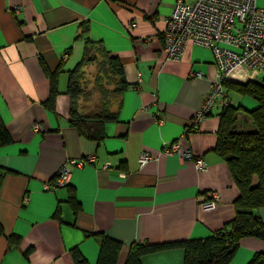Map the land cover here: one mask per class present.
I'll return each mask as SVG.
<instances>
[{"label": "crops", "instance_id": "1", "mask_svg": "<svg viewBox=\"0 0 264 264\" xmlns=\"http://www.w3.org/2000/svg\"><path fill=\"white\" fill-rule=\"evenodd\" d=\"M175 1L0 0V118L10 136V142L0 145L5 170L0 264H74L72 247L87 264H96L98 236L87 231H104L121 241L114 264H124L131 242L205 237L233 217L237 189L214 150L221 108L213 107L197 127H190L216 74L213 53L189 42L182 57L173 61L162 49L165 20ZM84 20L87 35L100 39L119 58L129 84L122 92L118 119L104 125L99 142L69 123L67 71L82 56L84 39L75 36L82 33ZM44 66L48 71L59 68L54 110L43 103L50 90ZM91 101L84 99L80 106H91ZM245 103L252 105L239 103L246 111L257 106L249 99ZM248 117H241L242 128L253 127ZM34 123L40 128L33 129ZM173 141L201 157L206 170L177 152L164 153V145ZM142 150L154 157L139 166ZM91 153L92 161L70 171L68 183L81 207L74 215L67 188L47 190L43 184L70 157ZM213 192L218 194L216 206L204 209L201 204ZM57 206L60 221L53 218ZM256 214L264 221V206ZM8 233L21 237L18 245L8 244ZM255 251L264 252V240L245 236L229 264H246ZM140 260L183 264V249H158Z\"/></svg>", "mask_w": 264, "mask_h": 264}, {"label": "trees", "instance_id": "2", "mask_svg": "<svg viewBox=\"0 0 264 264\" xmlns=\"http://www.w3.org/2000/svg\"><path fill=\"white\" fill-rule=\"evenodd\" d=\"M81 25L82 33L75 37L84 39L83 53L77 64L67 71V92L71 96L69 123L88 140L99 142L105 136L104 125L118 119L122 92L129 84L123 76L119 58L111 54L100 39L87 35L89 27L86 20ZM94 63L102 67L96 71L97 78L93 88L88 90L84 84V66ZM44 70L50 80V90L43 103L48 109L54 110L59 68L48 71L44 66ZM223 85L227 92L232 88L235 92L250 95L257 101V106L248 111L253 129H236V114L241 108L239 104L233 105L230 102L221 107L218 113L219 124L214 150L224 159L237 189L233 200V217L205 237L155 243L131 242L124 264H141L142 254L175 245L183 249V264H229L243 237L255 236L264 240V221L256 214V210L264 206V75L258 80L246 82L224 80ZM92 92L95 93L94 97H91ZM83 99H92V105L80 106ZM8 142L10 136L0 118V145ZM4 173V168L0 166V186ZM63 186L68 191L66 201L75 215L81 207L74 188L68 182ZM53 218L62 220L59 206L56 207ZM0 234H4L1 223ZM85 234L98 236L96 264H114L122 242L107 236L104 231H87ZM6 239L8 244L18 245L21 237L8 233ZM69 252L74 264H87L78 248L72 247ZM246 264H264V252L255 251Z\"/></svg>", "mask_w": 264, "mask_h": 264}, {"label": "built area", "instance_id": "3", "mask_svg": "<svg viewBox=\"0 0 264 264\" xmlns=\"http://www.w3.org/2000/svg\"><path fill=\"white\" fill-rule=\"evenodd\" d=\"M162 41L166 58L173 61L182 57L189 42L207 47L213 53L216 74L190 122L191 128L197 127L213 107L221 108L230 103L224 80L264 75V6H259L256 0H176L166 17ZM194 74L200 75L199 72ZM32 128L37 130L40 125L34 123ZM163 151L166 154L177 152L183 160L193 159L194 166L201 171L207 168L201 157L183 150L179 141L164 145ZM153 157L149 150L140 151L139 166ZM93 159L92 153L81 158L70 157L43 188L54 190L63 186L68 182L72 167ZM216 198L213 192L201 207L212 209Z\"/></svg>", "mask_w": 264, "mask_h": 264}, {"label": "rangeland", "instance_id": "4", "mask_svg": "<svg viewBox=\"0 0 264 264\" xmlns=\"http://www.w3.org/2000/svg\"><path fill=\"white\" fill-rule=\"evenodd\" d=\"M256 2L259 6H264V0H256ZM101 67H102V65L98 66L95 63L94 64H88V65L84 66V78H85L84 84L86 85V88L88 90H91L93 88L94 80L97 78V76H95L96 71L99 70ZM260 76L261 75H257L256 77H251V78L245 77L243 80H238L235 78L234 81L235 82H246L248 80H258ZM228 94L232 100L233 105H238L240 103L241 105L243 104L244 107L252 106L250 103H247V104L245 103L247 99H249L250 101H253V104L257 102L252 96L247 95V94H239V93L235 92L232 88L228 89ZM94 96H95V93L92 92L91 97H94ZM236 116L238 117L237 125L240 124V126L236 127V129L237 130H245L246 128L241 127V125H243V122L240 119H241V117H244V118L248 117V111L244 110L243 108H239ZM248 129H253V127H250ZM216 195H217V198H216L214 207L216 206V202L218 199V194L216 193Z\"/></svg>", "mask_w": 264, "mask_h": 264}, {"label": "water", "instance_id": "5", "mask_svg": "<svg viewBox=\"0 0 264 264\" xmlns=\"http://www.w3.org/2000/svg\"><path fill=\"white\" fill-rule=\"evenodd\" d=\"M232 82H235V81H232Z\"/></svg>", "mask_w": 264, "mask_h": 264}, {"label": "clouds", "instance_id": "6", "mask_svg": "<svg viewBox=\"0 0 264 264\" xmlns=\"http://www.w3.org/2000/svg\"><path fill=\"white\" fill-rule=\"evenodd\" d=\"M231 101V100H230Z\"/></svg>", "mask_w": 264, "mask_h": 264}]
</instances>
